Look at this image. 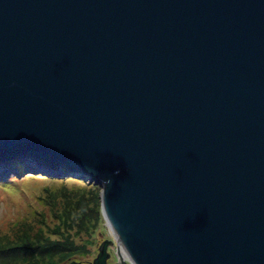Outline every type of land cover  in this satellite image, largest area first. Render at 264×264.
I'll use <instances>...</instances> for the list:
<instances>
[{"label": "water", "instance_id": "obj_1", "mask_svg": "<svg viewBox=\"0 0 264 264\" xmlns=\"http://www.w3.org/2000/svg\"><path fill=\"white\" fill-rule=\"evenodd\" d=\"M21 163L101 186L86 264H264V0H0V177Z\"/></svg>", "mask_w": 264, "mask_h": 264}, {"label": "rangeland", "instance_id": "obj_2", "mask_svg": "<svg viewBox=\"0 0 264 264\" xmlns=\"http://www.w3.org/2000/svg\"><path fill=\"white\" fill-rule=\"evenodd\" d=\"M90 183L89 177L37 168L23 174L15 171L12 178L0 177V235L11 233L26 223L33 228L29 230L25 226V231H34L37 235L43 232L50 239H56L58 236L53 231L59 226L63 227L66 218V221L73 223L70 230L79 247L83 248L90 241L91 244L87 246L89 251L81 252L80 249L69 253L64 261L57 263H89L97 256L102 241L115 239L102 211L101 190L89 188ZM83 196L89 197L90 203L79 207L77 202ZM98 196L100 201L96 199ZM86 206L91 208H84ZM109 251L112 253L109 264H119L116 247L109 248Z\"/></svg>", "mask_w": 264, "mask_h": 264}, {"label": "trees", "instance_id": "obj_3", "mask_svg": "<svg viewBox=\"0 0 264 264\" xmlns=\"http://www.w3.org/2000/svg\"><path fill=\"white\" fill-rule=\"evenodd\" d=\"M16 165L19 168V172H22L24 165L22 163ZM89 188L97 189L99 192L101 190V186L94 182L90 183ZM99 197L96 199L100 201ZM89 200V197L83 196L77 202V206L89 204ZM84 208L90 209L91 207L86 206ZM98 220H102L100 213ZM63 223V227L59 226L58 229L53 231L58 236L56 239H50L43 232H38L37 235L34 231H31V233L25 231L33 228L26 223L20 225L11 233L0 235V264H25L27 262L28 264H58L57 261H64L69 253H75L80 249L81 252L89 251L87 246L91 244V241L85 243L83 248L79 247L80 245L74 239L75 235L70 230L73 228V223L66 221V218L63 220ZM65 231L68 233H64ZM62 232L63 235L61 234ZM12 241L14 242L9 244Z\"/></svg>", "mask_w": 264, "mask_h": 264}, {"label": "bare ground", "instance_id": "obj_4", "mask_svg": "<svg viewBox=\"0 0 264 264\" xmlns=\"http://www.w3.org/2000/svg\"><path fill=\"white\" fill-rule=\"evenodd\" d=\"M89 179H90V178H89ZM109 226L111 227V231H112V233L115 235L116 233H115V231L113 230L112 226H111V225H109ZM120 247H121V252H122L123 256H124L126 259H128V258H129V254L127 253L126 249L124 248V246H123L122 244L120 245Z\"/></svg>", "mask_w": 264, "mask_h": 264}]
</instances>
